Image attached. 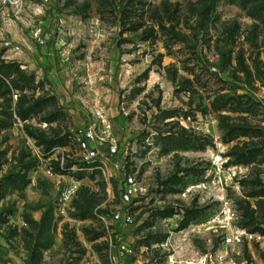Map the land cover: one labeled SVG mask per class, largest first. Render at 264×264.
<instances>
[{"label":"rangeland","instance_id":"rangeland-1","mask_svg":"<svg viewBox=\"0 0 264 264\" xmlns=\"http://www.w3.org/2000/svg\"><path fill=\"white\" fill-rule=\"evenodd\" d=\"M259 9L264 0H0V264H264ZM97 111L141 186L125 226L114 219L122 167L110 179L89 170L75 142ZM69 183L77 194L60 208ZM237 228L256 237L225 248Z\"/></svg>","mask_w":264,"mask_h":264},{"label":"built area","instance_id":"built-area-1","mask_svg":"<svg viewBox=\"0 0 264 264\" xmlns=\"http://www.w3.org/2000/svg\"><path fill=\"white\" fill-rule=\"evenodd\" d=\"M75 142L78 146L81 162L88 166L89 170H100L107 179L112 177V168L120 169L122 167L121 178V202L122 208L119 209L114 219L121 225H128L133 222L131 215V206L134 199L141 192V186L137 179L124 172L123 166L118 164V157L121 154L118 139L113 134V126L107 119L103 111H97L93 114L91 123L75 133ZM50 176H53L51 171H48ZM59 184L62 181L59 179ZM78 191L77 185L69 183L63 185L59 189L58 206L64 208L68 206L76 196ZM256 237L246 230L237 228L231 230L227 235L223 236L221 241L225 248L235 250L243 248L245 245L250 246L252 240ZM119 255L121 258H129L134 255V250L126 243L119 244ZM187 264H249L247 261L238 262L230 260L229 262L213 256L212 254L204 255L199 262Z\"/></svg>","mask_w":264,"mask_h":264},{"label":"trees","instance_id":"trees-1","mask_svg":"<svg viewBox=\"0 0 264 264\" xmlns=\"http://www.w3.org/2000/svg\"><path fill=\"white\" fill-rule=\"evenodd\" d=\"M257 15H260V16H258L260 19H264V10L263 9H259L257 11Z\"/></svg>","mask_w":264,"mask_h":264}]
</instances>
